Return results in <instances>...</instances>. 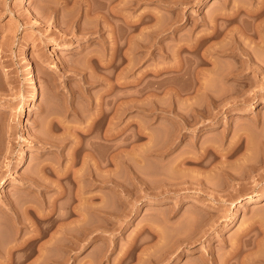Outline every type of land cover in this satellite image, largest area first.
<instances>
[{
    "label": "rangeland",
    "instance_id": "obj_1",
    "mask_svg": "<svg viewBox=\"0 0 264 264\" xmlns=\"http://www.w3.org/2000/svg\"><path fill=\"white\" fill-rule=\"evenodd\" d=\"M0 264H264V0H0Z\"/></svg>",
    "mask_w": 264,
    "mask_h": 264
},
{
    "label": "bare ground",
    "instance_id": "obj_2",
    "mask_svg": "<svg viewBox=\"0 0 264 264\" xmlns=\"http://www.w3.org/2000/svg\"><path fill=\"white\" fill-rule=\"evenodd\" d=\"M237 6V5H236ZM243 7V6H242ZM247 10H248V8H247ZM253 11H255V10H253ZM96 12V11H95ZM235 12V11H234ZM256 15H257V13H256ZM258 16V15H257ZM97 19V18H96ZM26 62H27V64H28V69H27V75L29 76V79H30V81L32 82V86H33V93H32V96H31V98L32 99H36L37 98V92H38V90H37V84H36V82H35V78H34V73H35V69L33 68V65L31 64V61H30V59L29 58H27V60H26ZM18 166H20V163H18L17 164ZM28 178V177H27ZM30 179V178H29ZM35 183V182H34ZM36 184V183H35ZM37 185V184H36ZM33 190V189H32ZM263 194V193H262ZM263 196V195H262ZM35 208V207H34ZM34 210V209H33ZM36 211V210H35Z\"/></svg>",
    "mask_w": 264,
    "mask_h": 264
}]
</instances>
